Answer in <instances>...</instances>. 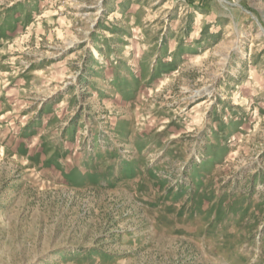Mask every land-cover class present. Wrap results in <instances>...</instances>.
Listing matches in <instances>:
<instances>
[{"label": "rangeland", "instance_id": "1", "mask_svg": "<svg viewBox=\"0 0 264 264\" xmlns=\"http://www.w3.org/2000/svg\"><path fill=\"white\" fill-rule=\"evenodd\" d=\"M0 264H264V0H0Z\"/></svg>", "mask_w": 264, "mask_h": 264}]
</instances>
